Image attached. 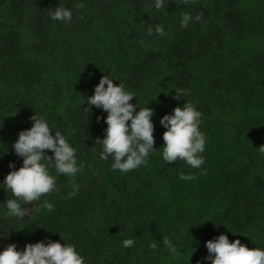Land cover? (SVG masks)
<instances>
[{"label":"trees","instance_id":"16d2710c","mask_svg":"<svg viewBox=\"0 0 264 264\" xmlns=\"http://www.w3.org/2000/svg\"><path fill=\"white\" fill-rule=\"evenodd\" d=\"M57 6L72 10L70 23L52 20ZM184 13L193 17L187 28ZM103 75L134 94L137 110H154L156 150L146 166L122 173L111 157L100 159L95 141L105 136L107 113L86 102ZM186 101L202 113L199 169L162 157L160 118ZM34 114L65 136L84 168L69 198L73 178L50 167L58 190L29 204L22 220L7 215L4 202L15 197L3 181L9 162L22 166L12 145ZM261 145L264 0H164L161 9L155 0H0V251L51 240L74 245L85 264H211L205 241L221 233L264 249ZM126 239L134 244L124 247Z\"/></svg>","mask_w":264,"mask_h":264},{"label":"clouds","instance_id":"9594fccd","mask_svg":"<svg viewBox=\"0 0 264 264\" xmlns=\"http://www.w3.org/2000/svg\"><path fill=\"white\" fill-rule=\"evenodd\" d=\"M182 3H194V0H182ZM75 7L80 9L83 5L77 4ZM155 8H164V0H155ZM49 15L54 21L66 23L73 19L72 10L62 6H57ZM201 18L202 14H197L195 20L199 21ZM192 19L190 13H184L181 26L187 28ZM152 31L149 26L147 34L151 36ZM155 32L161 37L167 35L161 25L155 26ZM186 94V89L177 90L175 98L179 100ZM133 97L134 94L126 91L123 83L114 84L108 75H103L95 85L93 95L88 96L86 102L107 113L105 136L102 139L98 137L95 143L102 149L99 153L100 159L108 160L111 157L112 169L122 173L135 170L141 165L146 166L149 154L156 150L154 124L151 119L154 110L146 106L137 110L136 105L131 103ZM84 108L88 113L91 111L90 107ZM201 116L202 113L186 101L182 107H174L172 114H165L160 118V123L165 128L161 147L166 163L173 164L181 160L194 169H199L204 164L202 153L205 150L206 137L200 131ZM30 119L32 126L19 131L12 145L14 153L22 158V166L15 168L9 162L12 170L3 181L15 197L4 202L7 215L22 220L31 216L30 211L32 214L33 207L29 210V204L33 205L42 196L58 190L55 177L49 172L50 167L55 168L57 175L64 174L73 178V191L68 193L69 198L79 191L75 177L84 168L83 162H77V149L70 145L64 135L59 131H55L53 135V129L43 116L34 114ZM99 119L98 116L97 120ZM258 150L264 154V145ZM48 151L53 155L49 156ZM180 178L193 180L197 177L181 172ZM43 207L48 211L54 209L53 204L48 201H44ZM3 235L7 237L8 230H4ZM163 242L174 256L179 254L168 237H164ZM133 244V239L123 241L126 248ZM205 245L208 252L205 259L211 264H264V249L249 248L239 239L230 242L223 233L215 239L205 241ZM151 247L155 250L157 245L153 243ZM0 264H85V261L74 245L49 240L46 244L43 241L26 243L23 250H18L15 243H9L0 251Z\"/></svg>","mask_w":264,"mask_h":264}]
</instances>
